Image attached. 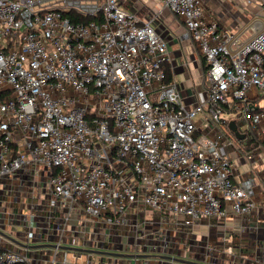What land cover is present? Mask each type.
Returning a JSON list of instances; mask_svg holds the SVG:
<instances>
[{
	"label": "built area",
	"instance_id": "built-area-1",
	"mask_svg": "<svg viewBox=\"0 0 264 264\" xmlns=\"http://www.w3.org/2000/svg\"><path fill=\"white\" fill-rule=\"evenodd\" d=\"M161 1L205 58L203 100L167 80L173 59L155 14L121 0H0V223L57 244L31 251L0 235V264H73L61 246L123 249L120 237L132 247L124 231L97 232L129 223L135 249L138 228L160 223L142 246L165 255L170 226L215 227L223 236L204 263L219 264L209 259L229 226L218 221L259 228V168L239 160L264 165V0L238 31L204 0ZM247 136L257 144L245 151ZM252 256L242 258L264 264Z\"/></svg>",
	"mask_w": 264,
	"mask_h": 264
},
{
	"label": "rangeland",
	"instance_id": "rangeland-1",
	"mask_svg": "<svg viewBox=\"0 0 264 264\" xmlns=\"http://www.w3.org/2000/svg\"><path fill=\"white\" fill-rule=\"evenodd\" d=\"M134 2V0H130L131 4ZM140 12L142 15H148L149 11H145L144 8H141ZM135 11V10H133ZM152 15V14H151ZM154 15V14H153ZM201 114L197 115L195 120H199L201 118ZM241 130L244 129V126L240 127ZM239 164L241 165L244 172L250 171L251 169L259 168L257 173H255V176H257V179L259 181L260 186L257 187V189L262 193V197H264V165H259L258 163H246L244 159L239 160ZM260 187V188H259ZM45 200H43L44 202ZM262 202V201H261ZM264 204V201H263ZM259 214L261 215L260 219L263 221L259 222V228L258 229H250V230H243L242 226H240L241 223L236 224L235 226H230L227 230V237L228 241L226 242V245L220 246L219 252L220 258L212 257V262H216L219 264H230L229 260L236 261L237 264H247L244 262V259L242 256L244 254H253L252 258L261 257L264 261V209H262ZM231 216V215H230ZM233 216V215H232ZM257 215H255V219ZM246 223H242L244 226ZM44 226H46V223H43ZM160 227V223H152L149 224L147 227L142 229L143 227L140 226L138 230H140V233H143V238L141 240V245L137 247L136 249L140 250L138 252H141V254H145L144 257L140 258H134V257H123V256H110L107 254L102 253H89V252H81L78 250H74L73 248H84V249H93V250H99V251H109V252H117V253H123V254H135V244L138 242L137 238H134L136 227L133 223H129L126 225H120V226H113L111 228H105L101 226V228H97V232L102 233H110V234H116L118 232L124 231L126 234L131 235L130 240L134 243L132 244V247L127 246L125 244V240L121 237L119 238V243L117 247L123 246V249H117L114 248L115 245H110V248H105L99 245V243H93L92 246H78V245H63L70 247V249H63L61 251L67 252L68 257L70 258L71 262L73 264H83L85 261H89L90 263L94 264H160L161 261L165 262H175V261H169V260H163L160 258V255H165L164 253L159 252H153L149 247H144L142 244H144L147 241H152V231L155 229H158ZM71 229L74 228V225L70 226ZM170 231L168 232V241H167V248L166 252L169 253L167 255L178 257V258H184L189 260H197V261H206L208 259V246L209 242L217 241L220 237H222V234H219L220 230L217 232L216 228L213 227L209 229L207 226H203L202 228H197L195 233H192V231L187 232H175L173 231V227L170 226ZM219 229V228H218ZM0 230L5 231L8 235L16 238L17 240L23 242V243H29V244H37L36 242H31L26 237V230H23L22 226L18 223L10 224L9 227H6L5 223H0ZM36 229L33 228L32 232H35ZM174 235H173V234ZM221 233V232H220ZM3 238V237H2ZM48 238H54V236H49ZM4 240H7L6 238H3ZM122 239V241H121ZM147 240V241H146ZM47 243H54L52 240L44 241ZM122 243V244H121ZM16 245V244H15ZM17 246V245H16ZM45 248L40 249H30L31 251H40L44 250ZM50 249V248H47ZM227 249L230 254H224V250ZM222 254L224 257H222ZM76 255H80V257H76ZM251 264V260L248 261ZM256 263V261L254 262ZM213 264V263H210Z\"/></svg>",
	"mask_w": 264,
	"mask_h": 264
},
{
	"label": "crops",
	"instance_id": "crops-1",
	"mask_svg": "<svg viewBox=\"0 0 264 264\" xmlns=\"http://www.w3.org/2000/svg\"><path fill=\"white\" fill-rule=\"evenodd\" d=\"M121 2L125 8L135 10L143 18L151 14L157 16L158 30L168 42L173 59L170 66L172 78L180 85L184 94L193 93L198 100L205 99V58L180 18L161 0H134L131 4H129L130 0H121ZM204 2L211 17L218 20L221 25L238 31L248 25L252 16L260 11L263 0H204ZM141 8L151 13L142 15ZM217 223H226L230 227L238 224L239 220L231 215L226 221ZM71 225H78V223ZM220 232L219 234H222ZM47 240H52L55 243L56 237L43 241Z\"/></svg>",
	"mask_w": 264,
	"mask_h": 264
},
{
	"label": "water",
	"instance_id": "water-1",
	"mask_svg": "<svg viewBox=\"0 0 264 264\" xmlns=\"http://www.w3.org/2000/svg\"><path fill=\"white\" fill-rule=\"evenodd\" d=\"M230 128H231V130L234 131V134L238 139H242L244 137V134L238 130V127L234 122H232L230 124ZM0 235L4 238L10 240L14 244H16L20 247L28 248V249L55 248L57 246V244L47 243V242H40L37 244L23 243V242L17 240L16 238L8 235L5 231H2V230H0ZM61 248L62 249H66V248L70 249V247H67V246H61ZM73 249L81 251V252L102 253V254H107L110 256H123V257H134V258H140V257L145 256V254H123V253H117V252L99 251V250L84 249V248H73ZM160 258L163 260H169V261H182V262H185L186 264H208V263H204V262L197 261V260L178 258V257L170 256V255H160Z\"/></svg>",
	"mask_w": 264,
	"mask_h": 264
},
{
	"label": "trees",
	"instance_id": "trees-1",
	"mask_svg": "<svg viewBox=\"0 0 264 264\" xmlns=\"http://www.w3.org/2000/svg\"><path fill=\"white\" fill-rule=\"evenodd\" d=\"M205 62V59H204ZM205 69V66H204ZM172 79V71L169 66H167V80L170 81ZM248 137V136H247ZM244 138L243 140H239V146L241 149H244L245 151L251 150L257 143L253 144V140L251 137Z\"/></svg>",
	"mask_w": 264,
	"mask_h": 264
}]
</instances>
